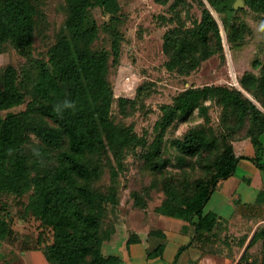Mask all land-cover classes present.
Wrapping results in <instances>:
<instances>
[{
	"label": "trees",
	"instance_id": "16d2710c",
	"mask_svg": "<svg viewBox=\"0 0 264 264\" xmlns=\"http://www.w3.org/2000/svg\"><path fill=\"white\" fill-rule=\"evenodd\" d=\"M153 1L159 5L172 1L169 10L176 16V26L163 36L165 66L169 72L188 76L221 48L218 25L203 8L201 20L186 28L177 13L178 6L186 3L184 0ZM207 1L227 14L234 12L233 0ZM243 1L252 13L264 15V0ZM199 2L202 4L201 0ZM95 5L109 14L118 10L117 0H67V15L49 50V58L38 63L32 85V105L20 113L0 115V193L21 196L34 187L28 210L39 222L40 248L44 246L46 230L52 232V243L42 248L49 264H121L118 256H105L101 252L100 229L106 198L92 186L100 175L98 164L92 158L104 151L118 154L131 145L136 136L111 121L113 92L106 80L109 54L97 53L91 48L98 28L89 16V8ZM36 18L33 0H0V53L6 46L13 49L30 46L35 37ZM112 52L118 55L117 44H113ZM17 84L16 70L9 65L0 74V113L23 103L24 94ZM240 85L264 108V64L258 76L244 74ZM208 100L216 102L224 113L233 117V132L244 134L238 138L218 139L213 131L198 127L175 142L181 165L185 157L212 156L206 169L209 177L195 181L192 192L184 195L180 202L167 200L160 208L163 214L193 226L190 243L179 249L176 259L181 251L192 246L195 239L202 240L220 221L213 213L204 214L203 208L217 183L234 173L237 157L232 142L249 138L256 151V164L264 168L258 162L264 113L241 92L226 86L191 87L178 93L158 123L159 132L152 144L154 157L159 153L165 130L174 122L186 121L195 111L209 122V105L205 104ZM31 136L40 141L36 151L29 149V145H34ZM46 149L57 151L55 166L51 173L33 176L39 167L35 155ZM215 151L220 153L215 154ZM153 163L155 169L166 166V161L157 158ZM11 231L9 221L0 216V240L6 239ZM257 241L264 246V225L255 231L249 247ZM138 242L130 237L127 245ZM163 247L161 243L147 251V257L160 256ZM246 264L258 263L253 260Z\"/></svg>",
	"mask_w": 264,
	"mask_h": 264
},
{
	"label": "rangeland",
	"instance_id": "374dc122",
	"mask_svg": "<svg viewBox=\"0 0 264 264\" xmlns=\"http://www.w3.org/2000/svg\"><path fill=\"white\" fill-rule=\"evenodd\" d=\"M33 1L37 9L33 43L21 49L6 46L0 53V74L9 65L15 68L24 100L19 106L2 111L1 116L23 112L32 105L31 92L38 63L48 60L49 50L67 15V0ZM184 1L186 3L177 8L181 25L191 28L194 22L201 20L202 9L206 8L218 25L222 44L188 76L169 72L165 66L163 36L176 26V16L169 10L172 1L159 5L153 0H117L115 14L105 12L98 5L89 8V16L98 28L92 51L109 54L106 80L113 92L111 121L136 136V140L118 154L104 151L92 158L100 170L92 186L106 198L100 229L103 255L104 250L112 248L127 251L130 237L139 242L144 238L147 251H152L164 243V229L174 228L177 222L193 232L191 224L163 214L160 208L167 200L180 202L184 195L192 192L195 181L207 179L206 169L212 156L185 157L181 165L175 142L198 127L213 131L218 139L238 138L244 134L233 132V117L224 113L216 102L208 100L205 104L209 105V122L197 111L186 121L174 122L165 130L159 153L154 157L152 144L159 132L158 123L178 93L191 87L226 86L241 92L264 113V108L240 85L244 74L258 76L264 64V15L252 13L243 0L238 7H235L238 0H233L232 14L213 8L207 0H201L202 4L199 0ZM113 44L118 45L117 56L112 52ZM213 44H216L215 39ZM31 140L34 145H29V149L36 151L40 141L35 136H31ZM56 154L54 149L37 153L35 159L39 167L33 176L51 173ZM154 158L166 161V166L153 168ZM34 194V187L21 196L0 193V216L9 221L12 230L4 239L5 249L0 246V254H3L0 264H39L35 250L42 252L44 246L52 243V232L48 229L44 246L40 248L42 245L37 242L39 222L28 210ZM262 225L264 223L255 227L219 221L202 240L192 242V247L202 253V259L195 263L246 264L256 260L264 264L262 242L249 247L253 234ZM183 232H187L185 228Z\"/></svg>",
	"mask_w": 264,
	"mask_h": 264
},
{
	"label": "crops",
	"instance_id": "0c3cea01",
	"mask_svg": "<svg viewBox=\"0 0 264 264\" xmlns=\"http://www.w3.org/2000/svg\"><path fill=\"white\" fill-rule=\"evenodd\" d=\"M262 145L259 164L264 166V133L260 135ZM233 152L237 157L236 167L231 177L220 180L209 200L203 208V213L215 214L220 222L245 223L257 225L264 223V168L256 164V151L249 138H240L232 142ZM187 226L177 222L174 228L164 229V247L160 256L147 257V242L131 244L126 251L104 250V254L118 256L121 264H196L202 259L201 251L192 246L186 247L176 255L181 247L188 246L193 232ZM187 231L183 232V229ZM5 240L0 246L5 249ZM3 254H0L2 257ZM39 264H48L41 251L35 250ZM31 264V263H29Z\"/></svg>",
	"mask_w": 264,
	"mask_h": 264
},
{
	"label": "water",
	"instance_id": "95a60500",
	"mask_svg": "<svg viewBox=\"0 0 264 264\" xmlns=\"http://www.w3.org/2000/svg\"><path fill=\"white\" fill-rule=\"evenodd\" d=\"M240 5H242V4H241V1L238 0V1L236 2V4H235V7H238V6H240Z\"/></svg>",
	"mask_w": 264,
	"mask_h": 264
},
{
	"label": "bare ground",
	"instance_id": "6f19581e",
	"mask_svg": "<svg viewBox=\"0 0 264 264\" xmlns=\"http://www.w3.org/2000/svg\"><path fill=\"white\" fill-rule=\"evenodd\" d=\"M233 74V73H232ZM237 83V82H236ZM245 92V91H244Z\"/></svg>",
	"mask_w": 264,
	"mask_h": 264
}]
</instances>
